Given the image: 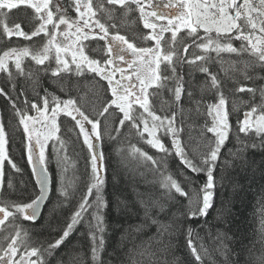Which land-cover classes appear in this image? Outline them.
I'll list each match as a JSON object with an SVG mask.
<instances>
[{
    "label": "snow or ice",
    "instance_id": "obj_1",
    "mask_svg": "<svg viewBox=\"0 0 264 264\" xmlns=\"http://www.w3.org/2000/svg\"><path fill=\"white\" fill-rule=\"evenodd\" d=\"M0 98V264H264V201L258 247L207 219L228 169L264 174V0H0Z\"/></svg>",
    "mask_w": 264,
    "mask_h": 264
},
{
    "label": "trees",
    "instance_id": "obj_2",
    "mask_svg": "<svg viewBox=\"0 0 264 264\" xmlns=\"http://www.w3.org/2000/svg\"><path fill=\"white\" fill-rule=\"evenodd\" d=\"M45 86L49 87L50 91L53 90L50 84L46 83ZM57 95L63 96V94L59 92H57ZM77 99L83 108L92 111L93 99L91 94L87 93L86 89L80 91ZM2 103L3 99L0 98V104ZM62 119L63 131L64 129L70 128L71 125L67 119ZM195 135L196 131L193 130V136ZM71 136L75 137V132L71 133ZM21 139L22 138L20 134L16 133L11 143V156L13 157L14 161L23 169L22 176L17 174L13 178L17 182L21 179L31 182V169L27 164V156L24 146L21 143ZM101 147L105 154L104 163L108 168L107 176L111 180L112 168L116 165V160L107 140H105ZM77 148H79L78 144ZM69 155L75 158V154L71 151V144L69 145ZM251 158L256 162L254 167L248 169H241L239 167L234 169L230 168L225 174L226 178L223 181V184L220 185L218 181V190L215 196V206L213 210H210L209 216L207 217L213 231H215V229L218 227L221 230H228L230 236L235 233V240L232 243V247L237 249L238 242L251 248L254 245L258 247L260 240V207L261 202L264 201V174H262L260 170L261 154L257 152L252 155ZM83 163L84 161L82 157L79 158L77 167L80 171L83 170ZM50 166L52 168V172L56 173L55 160H53ZM6 172H8L9 175L12 174L11 170L7 166ZM67 175L69 179L73 177V169L71 167L69 168ZM124 178L126 179L127 177ZM120 187L123 188L124 184L121 183ZM109 190H111V184L109 185ZM222 203L227 209H229L230 216L224 221H217L215 219L217 215L215 209L220 208ZM126 220L127 218L119 217L117 213L113 212L110 223L115 225L118 222L119 224L126 226ZM127 222L136 223L137 221L133 217ZM76 235L78 234H74V236ZM109 235V244L118 247L117 242L120 239L119 228H117L114 232L112 229H110ZM43 238L44 237L42 236L41 239ZM108 250L109 252H112V247H109ZM111 258L116 262V264H119V259L115 254H113Z\"/></svg>",
    "mask_w": 264,
    "mask_h": 264
},
{
    "label": "flooded vegetation",
    "instance_id": "obj_3",
    "mask_svg": "<svg viewBox=\"0 0 264 264\" xmlns=\"http://www.w3.org/2000/svg\"><path fill=\"white\" fill-rule=\"evenodd\" d=\"M127 31L129 35H131V31L129 29H123L122 30V34H124V32ZM34 40H36L37 38H33ZM13 41L17 44L21 43L22 42V38H16V37H13ZM23 43H28V42H23Z\"/></svg>",
    "mask_w": 264,
    "mask_h": 264
},
{
    "label": "bare ground",
    "instance_id": "obj_4",
    "mask_svg": "<svg viewBox=\"0 0 264 264\" xmlns=\"http://www.w3.org/2000/svg\"><path fill=\"white\" fill-rule=\"evenodd\" d=\"M107 153V152H106Z\"/></svg>",
    "mask_w": 264,
    "mask_h": 264
}]
</instances>
